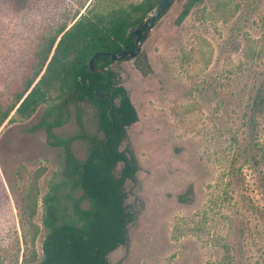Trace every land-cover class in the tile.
<instances>
[{
	"label": "rangeland",
	"instance_id": "1",
	"mask_svg": "<svg viewBox=\"0 0 264 264\" xmlns=\"http://www.w3.org/2000/svg\"><path fill=\"white\" fill-rule=\"evenodd\" d=\"M142 1L0 0V97L29 73L46 35L76 15ZM189 1L174 2L137 58L113 65L139 116L126 128L138 173L126 185L130 241L109 264H264V108L251 106L264 80V0H199L180 20ZM145 58L147 74L137 66ZM80 106L56 136L79 135L78 118L94 130V107ZM46 108L0 130L3 264L31 254L35 231L22 208L38 170L33 264L43 257V202L64 164L38 127ZM74 151L87 155L81 141Z\"/></svg>",
	"mask_w": 264,
	"mask_h": 264
},
{
	"label": "trees",
	"instance_id": "2",
	"mask_svg": "<svg viewBox=\"0 0 264 264\" xmlns=\"http://www.w3.org/2000/svg\"><path fill=\"white\" fill-rule=\"evenodd\" d=\"M159 1L143 0L108 12L76 15L42 39L29 73L5 98L0 97V130L7 123L30 120L41 106H46L38 127L45 129L51 144L64 151L62 179L51 185L43 202V224L48 233L38 264H109L110 255L129 244V227L135 214L127 202L126 185L136 180L138 160L121 124L127 128L139 116L113 68L117 61L101 55L91 70L90 60L98 53L134 50L135 29ZM198 1L186 4L180 20ZM146 39L147 35L143 36V42ZM148 65L146 58L137 62L144 74ZM251 100L252 109L264 108V80ZM81 104L94 107V130L78 118L79 135L56 136L55 129L63 125L68 108ZM75 141L86 148L84 159L77 157ZM43 174L44 170L34 174L24 196L23 217L35 232L27 242L31 254L25 255L23 264L38 260V228L33 219L38 207L37 181Z\"/></svg>",
	"mask_w": 264,
	"mask_h": 264
},
{
	"label": "water",
	"instance_id": "3",
	"mask_svg": "<svg viewBox=\"0 0 264 264\" xmlns=\"http://www.w3.org/2000/svg\"><path fill=\"white\" fill-rule=\"evenodd\" d=\"M176 0H160L157 5L151 10V12L144 18V20L137 26V28L134 31L135 35V48L134 50H128L123 49L120 53L114 54L112 52L107 53H98L94 55L90 60V69L94 70L96 65V59L100 57L101 55L110 56L114 61H123L127 57L136 58L142 51V45H143V36H146L153 30L155 23L159 21L171 8V6L174 4ZM146 26V29L144 27ZM95 94H97L95 92ZM113 106L115 107V100L113 99ZM123 134H127L126 127L121 124Z\"/></svg>",
	"mask_w": 264,
	"mask_h": 264
},
{
	"label": "flooded vegetation",
	"instance_id": "4",
	"mask_svg": "<svg viewBox=\"0 0 264 264\" xmlns=\"http://www.w3.org/2000/svg\"><path fill=\"white\" fill-rule=\"evenodd\" d=\"M138 56H139V55H138ZM138 56H137V57H138ZM137 57H136V58H137Z\"/></svg>",
	"mask_w": 264,
	"mask_h": 264
}]
</instances>
